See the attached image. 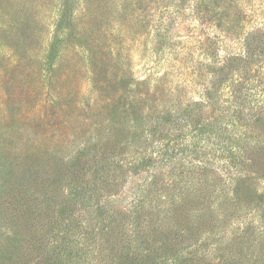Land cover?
<instances>
[{
    "label": "rangeland",
    "instance_id": "rangeland-1",
    "mask_svg": "<svg viewBox=\"0 0 264 264\" xmlns=\"http://www.w3.org/2000/svg\"><path fill=\"white\" fill-rule=\"evenodd\" d=\"M257 29L264 0H0V264H35L29 215L49 204L68 244L57 259L69 254V264L96 261L100 247L87 237L112 220L122 258L264 264V175L230 169L202 124L160 140L188 146L167 150L172 167L165 148L100 153L109 131L111 150L127 137L136 144L163 108L199 100ZM242 91L264 104L258 88ZM165 94L173 101L157 109ZM194 145L205 155L189 152ZM203 164L214 170L212 187L196 185L192 167ZM173 223L184 231L168 233Z\"/></svg>",
    "mask_w": 264,
    "mask_h": 264
},
{
    "label": "trees",
    "instance_id": "trees-1",
    "mask_svg": "<svg viewBox=\"0 0 264 264\" xmlns=\"http://www.w3.org/2000/svg\"><path fill=\"white\" fill-rule=\"evenodd\" d=\"M260 33L264 34V30L257 29L249 35L248 39L244 40V50L241 54L224 58L220 62L222 64L221 68L218 69L217 74L209 81L208 85H205L199 100H191L184 105L176 104L170 109L165 107L159 111V115L155 116L151 126L146 125L147 129H145L144 133L142 131L136 144H134L131 137H127L128 144L116 145L111 150V142L105 141L104 138L109 135L108 138L113 139L115 132L111 133L109 131V134H105L100 143L101 157L108 160L111 154H115V149H118V152L123 149L122 153L134 152L135 156L142 157L146 156L147 152H151L152 149L154 151L157 150L158 153V150L162 151V148H165V153L170 158L165 159L162 163L170 165L173 159L167 150L171 148L174 151V148L180 146L184 151H188V146L181 144L180 140H178L180 143L174 142L170 144L166 142L164 146L160 140L170 141L169 136H174L172 135L173 132H177L175 137L178 136L180 139L184 128L188 129V127L192 126L195 131L193 124L198 123L203 125V128L200 129L202 132L206 131L208 136L213 134L214 140L223 145L221 154L225 157L226 154L228 155L230 169L242 168L264 175V104L259 105L255 99L250 101L251 97L245 91H242L245 85H249L250 89L258 88L259 92L264 96V35H260ZM238 76H245L247 79L240 81ZM245 80L249 82L243 84L242 82H245ZM173 99L170 96L167 97L166 94L163 95L162 98L158 99L157 109L160 102L164 106L165 103L169 104ZM261 103H264V101H261ZM153 104L155 107L154 102ZM125 128L129 130L130 126L122 127V129ZM133 129L135 132L137 127H133ZM154 136H157L158 140L155 146L150 142ZM233 148H235V153L231 151ZM191 151L205 155L203 151H198L195 145L194 147L191 146L189 152ZM158 154L162 156L160 153ZM232 165L234 166L232 167ZM192 172L196 173L200 178L196 185L208 184L209 187L214 185V183H209L215 177L211 173L214 170L207 168L206 165L192 167ZM215 175L218 176L216 172ZM34 182L36 181L34 180ZM234 199L237 201L238 196L234 195ZM51 201L53 200L51 199ZM57 212L58 209L54 210L52 205L49 204L43 209L39 206V208L32 210L30 215L28 213L29 216L32 214L33 217V223L31 224L32 236L30 239L33 242L31 261L34 260L35 264L71 263L70 259L72 257L69 258V254L64 259L61 256L62 260L57 259L60 250H63L64 246L68 247L65 240L66 234L63 231L61 232L62 234L55 231ZM150 228L153 227L148 226L147 232L153 231ZM169 230L172 231H168V233L173 232V230H177V232L184 231L178 223H173ZM145 231H142V235H144ZM155 232L162 233L161 230H156ZM162 234H164V231ZM205 234L209 233L206 232ZM48 237L54 240L55 246L53 248L52 246L48 249L45 247L44 238L48 239ZM87 239V243L95 244L96 248L100 247L96 263L92 262V264H148L151 257L147 253L139 257L133 254L130 259H127V257L122 258L120 255L121 251L126 255L123 251L125 239L120 226L114 220L111 221L109 226L102 225L95 233L89 234ZM160 249L163 252H168V246L164 243L161 244ZM219 259L217 263H213L199 257L198 259H190L191 263L186 260V264H224V261H226L221 255ZM228 260V264H247L245 261L241 263L239 259L236 261L235 256L234 258L231 257V259L230 257L227 258Z\"/></svg>",
    "mask_w": 264,
    "mask_h": 264
}]
</instances>
